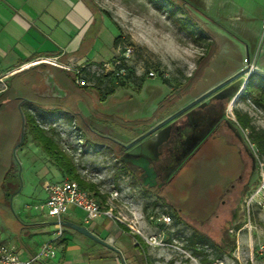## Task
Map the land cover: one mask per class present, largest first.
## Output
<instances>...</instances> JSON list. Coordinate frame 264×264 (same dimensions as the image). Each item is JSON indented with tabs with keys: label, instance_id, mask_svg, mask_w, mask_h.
<instances>
[{
	"label": "rangeland",
	"instance_id": "1",
	"mask_svg": "<svg viewBox=\"0 0 264 264\" xmlns=\"http://www.w3.org/2000/svg\"><path fill=\"white\" fill-rule=\"evenodd\" d=\"M91 1L99 10L110 16H103V25L100 27L98 46L104 61L81 64L76 69L87 85L100 88L105 95L106 99L102 103L95 91L92 96L83 97L86 104L93 106L96 104L98 107L97 112L93 111L94 114L86 115L99 121V130L104 135L110 134L112 137L127 140L142 133L148 124L146 121L154 116L157 105L169 95L172 87H178L179 82L187 85L189 77H192L199 67H203V73L192 82L186 92L183 91L184 86L181 87L178 91L181 97H175L174 107L169 105L168 109L180 110L225 81L232 76L226 77L231 67L236 68L237 73L243 69L244 64L246 68L248 63L245 60L248 55L256 57L257 74H253V80L259 82L264 78L262 38L264 29L262 25L259 29H253L245 22V16L238 14L211 17L210 12H206L204 0H185L188 13L200 24L192 25L190 30V26H187L189 22H186L189 17L181 7L183 1L177 0L179 2L177 5H170L164 0ZM118 35L121 37L119 49L123 50L126 46L133 48V54L127 64L130 76L125 85H121L120 80L108 71L106 66L110 67L113 64V40ZM211 40L216 43L213 48L209 47ZM46 71L43 70L44 73H47ZM11 76L12 73L0 70V93L10 86ZM242 84V80L237 82L224 94L216 92L213 99L227 96L228 101L231 97L230 91L234 93ZM53 87L51 79H48L47 90ZM250 92L251 86L247 85L239 98L237 100L234 98L226 106L205 99L197 108L195 106L184 114L186 117L192 115L200 119L206 113L215 117L224 113L230 126H223L220 129L221 135L215 139L213 152L192 163L183 178L178 176L175 181L194 185L200 191L213 184L219 187L221 192L227 177L232 178L241 170L242 157L239 151L242 147L251 154L250 161L257 163V166L249 169V173H246L248 176L245 175L236 189L224 197L226 203L223 205L221 200H218L217 207L202 219L179 211L170 197L175 193L171 185L165 189L160 185L167 181L165 176L161 175L154 187L146 186L138 168L120 162L123 155L118 153L117 147L88 148L82 141L80 130L74 123L67 122L64 114L50 116L33 106L24 103L22 106L36 116L63 150L73 158L81 177L95 186L90 192L93 194L97 192L95 195L104 211L112 209L115 217L130 222V217L120 208L133 204L136 208H143L148 221L150 217H157L161 212L173 217L171 225H158L165 234L166 241L173 245L172 248H163L165 257L173 255L169 258L170 261L174 262L177 259L179 264H202L201 257L195 255L194 251H205L210 257H215L217 254L215 245L221 244L226 251H232L231 257L223 258L225 264H264V255L259 250L260 246L264 245V212L255 211L248 227L245 226L247 218L244 207L241 213H237V203L241 194L246 195L256 188L259 178L258 162L249 145V130L242 131L236 119L237 112L248 113L254 127L257 130H264V108L255 104L254 98L249 95ZM210 106L213 109L209 108ZM157 116L162 120L165 113L159 112ZM2 117L0 114V125H8L10 122L11 126H15L14 115L10 121H5ZM138 121L145 123L140 124ZM157 124H151V121L149 123L150 126ZM172 129L169 127L153 137L146 138L132 148V153L143 154L156 160L160 155V148L170 139ZM235 131L238 132L240 141L229 142ZM7 151L9 153H5V156L0 153V161L2 158L7 159L4 162L14 165L13 174L16 179L17 177L20 179L22 185L19 192L11 195L8 203L0 204V245L19 246V241L34 245L41 244L50 237L55 238L58 226H50L49 223L53 222V219L42 211V205L46 202L43 186L48 181H61L59 171L30 139L25 145L22 146L20 142ZM256 152L264 160L259 152ZM115 192H118L119 196L113 198L112 194ZM145 194L157 196L160 202L153 200L144 202ZM174 211L178 212L182 223L177 222ZM71 212L72 214L65 216L63 220L67 217L79 220L85 216L78 208ZM101 221L102 218L99 217L95 222ZM32 223L37 226L25 228ZM150 223L155 224L151 221ZM70 229L64 227L65 231ZM42 230L48 232L40 233ZM194 230L199 234L196 249L189 248L193 243ZM63 236L57 240L59 244L64 242ZM65 236L71 239L69 234L65 233ZM116 245L120 246L119 243ZM57 253L59 255L60 252ZM121 254L122 263L123 253Z\"/></svg>",
	"mask_w": 264,
	"mask_h": 264
},
{
	"label": "crops",
	"instance_id": "2",
	"mask_svg": "<svg viewBox=\"0 0 264 264\" xmlns=\"http://www.w3.org/2000/svg\"><path fill=\"white\" fill-rule=\"evenodd\" d=\"M204 4L206 12L209 11L211 17L240 14L246 17L245 22L251 25L253 29H259L261 25L263 26L264 0H236L234 2L232 0H204ZM94 18L95 12L87 0H0V70H6L13 76L43 63L62 68L68 66L76 70L81 64L104 61V56L98 46L101 28L98 27L95 31L93 30ZM102 25L103 22L100 27ZM94 52H96L95 55ZM46 72L43 74L42 85L36 89L38 93L48 97L65 96L64 89L57 85L53 74L48 70ZM235 73H237L236 68L231 67L226 77ZM48 79H51L54 85L53 89L47 90ZM241 80L242 78L235 80L216 94H224L229 91L232 85ZM230 95L228 101L227 96H222L216 102L223 106L234 98L237 100L241 95L240 89L234 93L230 91ZM211 97L213 95L209 98ZM79 107L85 115L91 113L85 104H80ZM209 108L213 109L212 106ZM178 122L179 118L162 127L150 137L169 127H172V130H178ZM95 127L99 129V121H96ZM134 137L136 135L127 140L115 138L127 144L132 142ZM173 141L174 138L170 137L168 142L162 145L160 155L156 160H152L143 154L140 155L153 165L159 175L165 177V167L168 161L172 159L170 151ZM132 148L127 149L126 153L131 154ZM59 176L62 178L61 180L65 178L62 174ZM143 200L144 202L148 200L160 202L157 196L149 194L143 195ZM125 208L121 207L120 209L131 220H133L134 214L138 228L146 235L163 233L159 227L160 223L152 224L146 219L143 208H136L133 204L125 205ZM75 209L72 208L67 215L72 214L71 211ZM100 218H102L100 223L95 222L97 219L88 222L86 214L79 220H72L69 217L66 220L86 227L100 239L117 247L123 253L126 264H179L177 259L174 262L170 261L169 258H172V254L165 257V249L148 246L141 236L136 235L126 225L104 214ZM35 226L37 225L32 223V225H26L25 228ZM46 232L48 231L42 230L40 233ZM65 233L69 234L71 239L66 238ZM63 234L65 241L60 244L58 241V244L56 243V251L60 253L59 255L57 253L56 258L49 261L48 264H122L118 253L96 243L85 235L73 229L64 230ZM53 237L41 244L34 245L19 241L21 258L28 259L36 254L42 244L53 241L56 235L55 238ZM117 243H119V247L116 245ZM215 264H225V259Z\"/></svg>",
	"mask_w": 264,
	"mask_h": 264
},
{
	"label": "trees",
	"instance_id": "3",
	"mask_svg": "<svg viewBox=\"0 0 264 264\" xmlns=\"http://www.w3.org/2000/svg\"><path fill=\"white\" fill-rule=\"evenodd\" d=\"M87 1L95 12V24L93 26V30L95 31V29L98 27L100 28L103 16L109 15L99 10L91 0ZM164 1L170 5H177L179 4L178 1H183L181 7L184 10L183 12L187 15V17H189L187 18L188 21H186L187 23L189 22L187 26H190L189 28L192 30V25H200L198 22H195L196 20H194V18L188 13L187 3L185 0ZM120 41L121 37L118 35L113 42L114 59L119 57L116 50L119 47ZM215 46L216 43L214 40H211L209 47L213 48ZM43 70H48L53 74L57 85L64 89L66 93L65 96L48 97L38 93L36 89L43 83ZM127 70V75L124 78L119 79L121 85H125L129 79V67H127ZM203 71V67H199L195 74L192 75V77H189L187 85L179 82L178 87H172L169 95H167L164 100H162L157 105L154 116L149 121H146V123H148L146 128L142 133L134 137V140L155 127H150V121L151 124H159L168 117L177 113L179 110L171 111V109H168V106L170 105V107H174L175 97H181L178 92L181 87L184 86L183 91L186 92L188 88L191 87L192 82H194L195 79L203 73ZM79 76L80 74L77 73L75 69L67 70L62 67L44 63L13 75L10 86L0 93V114L3 115L2 119L5 121H8L14 115L16 123L15 126H11L10 122L8 125H0V153L5 156V153H9V151H7L9 148L19 145L20 142H22L23 146L30 139L34 145L40 148L47 155L60 174L68 177L70 180L78 182L84 190L92 191L95 188L92 183L86 182L81 177V174L73 158L65 150H63L54 137L49 134L48 130L38 121L36 116L29 110H25L23 108L22 104L24 103V105L27 104L33 106L50 116L64 114L65 120L69 123H74L80 130L82 141L84 142L85 146L91 149L103 147H110L112 149L113 147H117L118 153H120L121 156L123 155L120 162L125 164L128 163L129 165L138 168L141 173L144 185L149 187H154L157 185L158 179L161 175L157 173L153 165L142 157H139L138 161H136L137 158H133L126 153V146L131 142L125 144L115 137L106 134L104 135L101 130L95 127L96 121L81 111L79 107L80 104H85V106L91 110L92 114L98 110L96 104L93 106V104L91 105L85 103L86 101L83 98L85 95L92 96L93 92L95 91L98 93V100L101 103L104 102L106 98L100 88L92 85L83 87L78 86L76 84V79ZM253 77L254 75L250 77L248 82V85L251 86V92L249 95L254 98L255 104L264 108V78L261 81L256 82L253 80ZM159 112L165 113V116H163L164 118L162 117V120L157 116ZM105 114L108 115L107 113ZM236 119L237 125L242 131L249 130V141L256 146L260 156L264 158V130H257L254 127L252 124V118L248 113L237 112ZM138 122L140 124L145 123L141 121ZM4 160L7 161V159L3 158L0 161V204L2 202L8 203L11 195L19 192L22 185L20 179L18 177L16 179L15 174H13V169L15 168L14 165L12 164L11 166L4 162ZM188 168L189 166L186 164L177 175L172 176L170 179L167 178V181L163 184L160 183V185H162V188L164 189L168 185H171V188L175 193H173V195L170 197L175 202V205L178 207L179 211L202 219L217 207V195H215L216 192H214L213 189L211 190V188H209L210 186L208 185L206 187L207 191L205 188L204 190L200 191L194 185L180 184L175 181L178 176L183 178L184 173L186 170H188ZM181 172L183 173L180 175ZM95 194L97 195V192ZM174 212L177 222L182 223L178 212ZM198 240L199 234L194 230L193 243L189 248L196 249L195 245ZM215 247L217 250L215 257H210L205 251L195 250L194 253L195 255L201 257L202 264H215L226 256L231 257L232 251H226L224 245L219 244L215 245ZM233 248H235V244L233 245Z\"/></svg>",
	"mask_w": 264,
	"mask_h": 264
},
{
	"label": "built area",
	"instance_id": "4",
	"mask_svg": "<svg viewBox=\"0 0 264 264\" xmlns=\"http://www.w3.org/2000/svg\"><path fill=\"white\" fill-rule=\"evenodd\" d=\"M264 29V22H263ZM262 38L264 39V33ZM133 54V48L126 46L123 50L117 49V59H114L112 66L107 70L111 71L118 79L124 78L127 75V67L129 59ZM256 56V55H255ZM256 57L250 56L246 58L245 62L248 63L246 68H250L251 75L257 74L256 69ZM67 70H71V67L65 66ZM245 68V64L243 69ZM79 73V70H77ZM80 74V73H79ZM76 84L80 87L87 86V83L79 76L76 79ZM251 149L254 151V155L258 162V185L251 190L244 199V210L247 218L245 224L246 227L251 225L252 214L259 210L264 212V160L261 159L257 152V148L249 141ZM46 194V202L42 205V211L47 217L52 218L53 221H62L63 218L69 213L72 208H78L85 212L86 220L88 222L93 221L101 215L113 218L117 222L126 225L136 235L141 236L145 243L150 247L155 248H172L173 245L168 243L165 239L164 233H157L152 235H146L141 229L138 228V222L133 214V220L126 222L119 217L113 215L112 209L104 211L99 199L95 194L90 191L84 190L78 182L70 180L65 177L61 181H48L43 186ZM119 196L118 192L112 194L113 198ZM150 221L153 223L164 224L169 226L173 223V217L165 212L158 213L157 217H150ZM64 227L59 225L56 231V238L53 241L46 242L41 245L38 252L28 259H22L20 256L19 247L13 244H1L0 245V264H48L57 256L56 241L63 236ZM260 253L264 255V245L260 246Z\"/></svg>",
	"mask_w": 264,
	"mask_h": 264
},
{
	"label": "flooded vegetation",
	"instance_id": "5",
	"mask_svg": "<svg viewBox=\"0 0 264 264\" xmlns=\"http://www.w3.org/2000/svg\"><path fill=\"white\" fill-rule=\"evenodd\" d=\"M209 100L210 102L217 101L214 100L213 97L209 98ZM226 105H228V103H226ZM198 106L199 105H197L196 108ZM177 125L179 126V129L176 131L172 130L170 136L174 138V141L170 151V157L172 159L168 161V164L165 167L166 178L168 179L177 175L186 164H188L190 168L192 163L206 157L211 151L213 152L215 149V139L218 135H221L220 129L223 126L229 127L230 123L227 121L224 113H221L216 117L206 113V115L202 116L200 119L195 118L192 115L179 117ZM230 141H240L237 131L234 132L233 138L229 140V142ZM239 153L242 157L241 170L238 174H234L232 178L231 176L227 177L226 182L223 184V191L220 192L219 187L213 184L208 185L211 190L213 189V191L216 192L215 195H217V200H221L223 205L226 203L224 197L230 195V193L236 189L237 184L242 182L245 175L248 176L246 173H249V169L257 164L250 161L251 154L247 153L243 147L240 149ZM128 155L137 158L136 161H138V158L140 157V154L131 153ZM248 181L250 182L249 179ZM246 195L243 193L241 194L240 200L237 203V213L242 212Z\"/></svg>",
	"mask_w": 264,
	"mask_h": 264
},
{
	"label": "water",
	"instance_id": "6",
	"mask_svg": "<svg viewBox=\"0 0 264 264\" xmlns=\"http://www.w3.org/2000/svg\"><path fill=\"white\" fill-rule=\"evenodd\" d=\"M250 55H248L247 58H249ZM257 72V69H256ZM251 70L250 68H244L241 69L240 72L235 73L234 75H232L231 77H229L228 79H226L225 81L219 83L218 85H216L215 87H213L212 89H210L208 92L204 93L203 95H201L199 98H197L196 100L192 101L191 103H189L188 105H186L185 107H183L182 109H180L177 113H175L174 115L168 117L166 120H164L163 122L159 123L157 126H155L153 129H151L150 131H148L147 133H145L144 135H142L141 137L135 139L134 141H132L129 145H127V149H130L132 147H134L136 144L142 142L143 140H145L146 138L152 136L153 134H155L158 130H160L162 127L170 124L171 122H173L174 120H176L177 118L181 117L182 115L186 114L189 110H191L192 108H194L195 106H197L198 104H200L202 101H204L205 99L209 98L210 96H212L213 94H215L216 92H218L219 90H221L222 88L226 87L227 85L231 84L232 82H234L235 80L242 78L243 84L240 88V94H242V92L246 89L249 79L251 77ZM24 129V128H23ZM23 140V138H22ZM50 226H63V227H67V228H71L83 235H85L86 237L92 239L93 241H95L96 243H99L100 245L118 253L119 255L122 256L121 252L119 251V249H117L116 247H114L112 244L108 243L107 241L100 239L97 235H95L94 233H92L89 229H87L86 227H83L81 225L72 223L70 221L67 220H62V221H53L51 223H49ZM123 264L125 263V259L123 258L122 261Z\"/></svg>",
	"mask_w": 264,
	"mask_h": 264
}]
</instances>
